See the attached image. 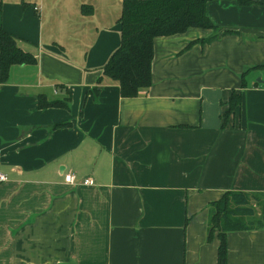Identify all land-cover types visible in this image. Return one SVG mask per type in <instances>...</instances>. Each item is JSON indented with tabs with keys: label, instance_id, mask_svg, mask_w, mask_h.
Returning <instances> with one entry per match:
<instances>
[{
	"label": "crops",
	"instance_id": "1",
	"mask_svg": "<svg viewBox=\"0 0 264 264\" xmlns=\"http://www.w3.org/2000/svg\"><path fill=\"white\" fill-rule=\"evenodd\" d=\"M122 8L0 0V32L36 58L0 84V264H218L212 204L257 194L262 215L264 0H214L215 29L157 38L137 98L99 85ZM227 243L228 264H264V227Z\"/></svg>",
	"mask_w": 264,
	"mask_h": 264
},
{
	"label": "trees",
	"instance_id": "2",
	"mask_svg": "<svg viewBox=\"0 0 264 264\" xmlns=\"http://www.w3.org/2000/svg\"><path fill=\"white\" fill-rule=\"evenodd\" d=\"M212 1L214 0H123L119 19L121 46L101 70L99 85L107 80L117 83L123 98H137L147 93L152 86L155 40L184 34L190 29H215L216 26L207 15V5ZM35 62L36 58L21 48L15 37L0 32V84L8 82L13 66ZM241 104V94L233 93L225 116L229 117ZM57 105L59 104L41 101L40 107ZM261 199L262 196L257 194L228 192L212 204L208 241L212 242L216 236L220 241L218 264H228L229 232L259 230L264 227V207L258 218L253 206L254 201L263 205Z\"/></svg>",
	"mask_w": 264,
	"mask_h": 264
},
{
	"label": "built area",
	"instance_id": "3",
	"mask_svg": "<svg viewBox=\"0 0 264 264\" xmlns=\"http://www.w3.org/2000/svg\"><path fill=\"white\" fill-rule=\"evenodd\" d=\"M8 181V177L1 173L0 171V183H5ZM65 181L68 184H75L76 183V176L74 174H69L65 177ZM84 185H93V182L90 179L84 181Z\"/></svg>",
	"mask_w": 264,
	"mask_h": 264
}]
</instances>
